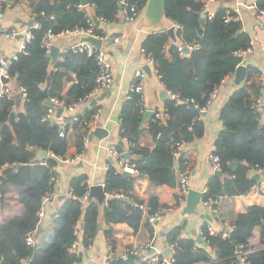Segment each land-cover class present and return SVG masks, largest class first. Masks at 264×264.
<instances>
[{"label":"trees","instance_id":"16d2710c","mask_svg":"<svg viewBox=\"0 0 264 264\" xmlns=\"http://www.w3.org/2000/svg\"><path fill=\"white\" fill-rule=\"evenodd\" d=\"M80 1L28 2L33 21L39 26L32 24L28 27L31 38L23 50L16 52V58L9 65L10 81L16 90L20 87L25 89L27 99L16 110L15 97H0V208L10 199H14L21 208L19 213L5 216L0 221V264H22L24 261L29 264L79 263L80 257L69 252L77 222L80 223L79 242L82 246L92 243L98 230L102 229L111 251L109 264H137L140 261L137 254H129L126 258L117 255L112 225L126 223L134 232L141 226L152 231V225L142 220L139 205H146L148 213L164 207L154 189L163 184L176 186L177 173L185 169L187 160L184 153L177 158L173 156L175 143L183 142L188 146L204 136L206 128L203 120L198 118V107L205 104L209 93L221 84L225 76L234 73L241 62L238 51L249 46V36L242 31L235 12H231L230 19L225 21L226 8L217 7L207 18L202 17L203 3L199 0H166L164 16L181 25V29L175 27L174 30L177 42L198 43V47L180 56L174 44L167 46L169 34L165 29L147 35L143 43L144 55L152 58L159 80L177 98L169 97L164 101L163 109L167 115L164 120L151 117L147 126L140 124L142 113L136 93L121 102L119 134L127 141L126 149L136 154L128 157L136 173L123 175L116 163H109L103 184L106 193L120 192L123 197L112 195L99 205L94 199H87L82 204L79 199L65 195L54 214L51 232H43L33 243H28L27 235L40 224L37 211L42 196L54 188L49 182L54 174L52 166L66 157L70 144L76 146V152L84 149L83 137L91 128L98 106L88 104L74 116L64 114L67 125L63 136L59 134L56 121L42 119L48 108L44 103L46 100L57 98L65 104H77L95 86L98 69L91 56L68 47L62 59L52 66L48 52L41 45L42 36L48 30L57 34L67 28L88 27L91 16L86 9L77 8ZM146 1L126 0L136 5L137 13ZM87 4L93 6V17L105 21L115 20L123 8L118 0H87ZM255 5L258 10H264V0H256ZM93 31L101 34L96 24ZM254 72L248 69L245 79L236 84L220 108L222 128L215 138L214 151L220 157L221 171L207 181L202 201L247 194L256 183L249 176V171L264 170V122L259 119L262 108L252 106L260 95L259 85L252 79ZM11 111L15 118L9 123ZM145 134L151 138L152 145H142ZM122 144L119 142L114 147L124 151ZM37 150L51 155L38 159ZM234 160L238 165L231 171L228 164ZM85 177L83 172L72 175L68 192L83 195L87 190ZM139 177L148 180L151 192L146 199L134 193V182ZM98 223L103 227L101 225L98 229ZM229 224L233 227L224 237L222 231L210 233L203 223L200 242L182 236L180 225L169 229L164 234L166 245L177 243L173 264H241V259L246 264H264V247L244 255H239L236 250L237 247L242 251L250 247L249 238L255 227L260 228L261 243L264 244V206L253 204L244 212L232 213ZM193 246H196L195 251ZM211 251L216 255L215 259L210 256Z\"/></svg>","mask_w":264,"mask_h":264},{"label":"crops","instance_id":"0c3cea01","mask_svg":"<svg viewBox=\"0 0 264 264\" xmlns=\"http://www.w3.org/2000/svg\"><path fill=\"white\" fill-rule=\"evenodd\" d=\"M30 1L3 0L2 8L0 9V25L5 28L15 26L21 30L29 27L28 21L33 19L28 5ZM199 1L204 3L207 0ZM241 1L244 3L234 11L236 14L235 18L240 21L242 31L249 36L252 50L241 55L240 64L246 66V71L248 69L255 70L252 73V79L255 84H259V80L264 77V11H259L256 8V0ZM209 5L210 11L214 13L217 7H229L233 5V2L232 0H211ZM85 9L93 19V6L86 4ZM143 10L144 7L134 21L125 20L121 12H119L115 20H99L98 26L100 27L101 34L104 36L100 48L110 62L113 78L112 84L109 88L99 91L91 98L81 100L76 104L73 112H64V114L80 113L83 106L88 105L92 98L102 97L95 103L98 105L94 115L95 123L91 124L90 127L102 126L107 130V135L103 139L95 136L88 139L84 143L82 158H77L73 161L59 160L58 165L55 166L57 183L55 184L54 192L56 196L46 205L45 213L39 221L40 224L32 232L34 240H37L43 232H51L54 214L58 210L63 196L68 195V182L72 175L83 172L86 175L84 182L87 186L101 184L103 183L107 165L109 163H116L114 156L108 150L109 147L114 146L121 140L124 151L126 150L127 141L121 138L119 134L118 113L121 102L128 95L129 86L134 78V70L136 68H142L146 72L145 67H149V72H146L143 84V95L148 108L163 109L164 101L169 98L168 93L166 97L160 95L165 88L156 75L153 65L147 64L145 55L140 51V48L145 42L147 35L158 29H165L167 31L168 28L173 27L174 34V23L163 16L158 25H145L143 21ZM204 10L202 17L206 16ZM17 19H20V21L16 22ZM82 37L81 35H73L66 32L53 36L48 51L50 65L53 66L59 59L62 50L81 42ZM112 37H118V41H113ZM19 43L20 38L17 37L0 38V55L4 57L13 55L18 51ZM178 43L180 42H177L176 38L172 40L169 36L167 46ZM52 51L54 52L53 56L50 55ZM233 74L221 81V84L217 87L216 96L208 104L203 114L202 120L206 128L204 136L183 149L187 158L185 168L189 170V187L201 192L206 190L207 181L214 174L207 155L212 151L215 138L222 128L219 119L220 108L236 87V84L233 82ZM8 84L11 89H15L11 81ZM165 90L167 92V89ZM261 99L264 104V84L261 89ZM20 108L21 101L17 102V106H15L16 110ZM150 119H146L143 126H147ZM259 119L260 122H264L263 110H261ZM141 143L142 145H152V140L148 134H145ZM76 151V146L70 144L65 158L73 157ZM47 155L48 152L45 153L42 150L36 151V157L38 159ZM255 173H259V179L253 178ZM249 176L255 179L256 183L247 194L220 197L219 219L212 217L208 208L200 201L194 212L185 213L183 209L186 205V196L181 200H177L178 181L174 187L167 184L156 187L154 193L157 195L160 203L164 206H172V210L162 213L161 218L157 221L155 227H152L151 232L142 226L134 232L126 223L113 224L112 226L115 229L116 253L119 254L125 245H139L141 246L142 252L145 251L146 245L150 244L154 251H162L164 246H166L164 234L176 225L181 226L182 236L193 238L196 241V237L199 236V231L203 223L208 222L214 230H220L224 228L221 225L222 222H230L232 213L244 212L249 205L253 204L264 206V172L251 169ZM150 192L147 178H137L134 182V193L138 197L146 199ZM92 199L97 202L95 198ZM15 204L16 201L10 199L8 204L5 205L9 210L1 211L2 209L0 208V221L5 216H12L20 212V205ZM52 210L53 212H51ZM142 220L144 221V219ZM101 225L103 227V224ZM38 227L41 229L36 234ZM260 231L259 227H255L252 230V235L249 238L250 247H258L262 242ZM79 248L81 251L80 262L77 264H105L109 254H111L102 229L98 230L92 243L87 247L80 244ZM26 263L24 261L22 264ZM137 264H140V261Z\"/></svg>","mask_w":264,"mask_h":264},{"label":"built area","instance_id":"2783aa9c","mask_svg":"<svg viewBox=\"0 0 264 264\" xmlns=\"http://www.w3.org/2000/svg\"><path fill=\"white\" fill-rule=\"evenodd\" d=\"M211 0H207L203 3V9H206V16L207 18H210L211 15L213 14L210 11V3ZM233 5L229 7H225V16L224 20L227 21L231 17V12H234L235 10L238 9L240 5H242L244 2L241 0H232ZM118 3L123 7L121 10V13L124 17L125 20L127 21H134L139 13H137V8L136 5L130 4L126 2V0H118ZM77 8L80 10H84L86 7V4L82 3V0L76 4ZM2 8V0H0V9ZM259 11H264V10H259ZM52 17V16H50ZM95 25L92 17H89L88 19V27L87 28H82V27H73V28H67L63 31L58 32L57 34L52 33L50 30L46 31L41 39V45L45 49L46 52L49 51V48L51 46V40L52 37L58 34H63V33H70L73 35H81V36H86V35H92L95 38H100L101 41L104 38L102 34H96L93 31V26ZM33 26L38 27L39 24L38 22L33 21ZM174 27L180 28L181 25L174 23ZM18 34H22L23 37L20 38V43L18 47V51H21L25 47V43L29 41L31 38V33L28 27L25 29H20L18 27H10V28H5L2 25H0V38H14ZM113 41H118V37H112ZM179 55L180 56H185L187 52L190 49H194L198 47V43H178L174 44ZM73 51H79V52H85L88 56H91L97 66L98 72L97 76L95 78V86L92 89V91L85 97V99L91 98L93 95L98 93L99 91L109 88L112 84V71H111V65L108 59L106 58L104 52L102 51L101 48H96L93 44L86 42V41H81L79 43H76L71 46ZM187 49V51H186ZM66 49L62 50L59 55V59H62L63 53ZM252 50L251 48V40L249 41V46L244 49V50H239L238 54L243 55L246 54L247 52H250ZM140 51L144 54V45L141 46ZM16 58V53H14L11 56H6L4 57L3 55H0V83H1V89H0V97L1 96H6V97H14L15 94L19 95V101L24 102L27 99L26 91L23 87L16 89H11L10 86L8 85V82L10 81V74H9V65L12 62L13 59ZM147 64L153 65V60L150 56H145ZM146 77V72L142 68H136L134 70V78L133 81L131 82L129 89H128V95L129 97L131 94L136 93L138 95V105L140 106V112L143 113L146 109H148L144 95H143V84L145 81ZM225 76L222 81L226 78ZM6 78L8 82H2L1 79ZM264 84V77H262L259 80V88H260V95L256 99V101L252 104V106L256 109L262 108L263 102L261 99V89ZM167 93L169 94V97L171 98H177L176 94L171 93L170 91L167 90ZM217 93V88L213 89L209 95L208 99L205 102V104L201 107H198L199 111V116L198 118L202 120L203 114L208 106V104L211 102V100L216 96ZM50 101L52 102V106H48L46 112L42 115L43 120H49V121H56L59 125V134L63 136L65 134V127L67 125V120L64 118V112H73L74 108L76 106V103L72 104H65L63 100L57 99V98H51ZM61 108L62 112L59 117L56 116V109ZM153 117L160 118L161 120H164L167 115L164 109H153ZM95 123V117H93V120L91 124ZM90 124V125H91ZM88 135V134H87ZM85 135L83 137V142L86 143L88 140V136ZM186 147V144L183 142H176L175 147L173 149V156L177 158L180 154V151L183 150ZM215 145L213 144L212 151L207 155V158L209 160V163L211 165V168L213 171H221V161L219 155L214 151ZM111 154L114 156L116 160V165L119 168V170L126 171L129 174H135L136 173V168L132 163L129 162L128 157L135 156L136 154H133L130 149H126L125 151H118L114 146H110L108 149ZM84 149L81 151L76 152V154L73 157L70 158H64L63 160L66 161H73L74 159L77 158H82L83 156ZM125 153L128 154V156L125 155ZM49 155H51L50 152H48ZM17 166V165H16ZM108 166V165H107ZM52 169L54 170V174H52L49 178V182L54 186L57 183V175L55 172V166H52ZM258 171H263L262 169H257ZM188 173L189 170L187 168L183 169L182 171H179L177 173V181H178V194H177V200H181L183 197L187 195V192L189 190V183H188ZM102 186L104 187V184L102 183ZM89 187L87 186V190L83 195H75L71 194L68 192V195L71 197L77 198L81 201L82 204L86 202L88 199V191ZM54 188L52 190H49L45 192V194L42 196V200L39 206V209L37 211L39 219H41L45 213V207L46 205L56 196V193L54 192ZM204 190L203 192H205ZM2 195L1 191V180H0V196ZM116 196V197H123L122 193H106L105 192V199L110 196ZM201 203L208 208L209 213L212 215V217L219 219V203H220V197L216 198H207L206 200L202 201ZM140 209L142 210V217L143 219L148 222L152 227H155L157 221L161 218L162 213L172 210V206H164L161 207L160 209L148 213L147 206L144 204L139 205ZM208 231L210 233H216L218 231H222V236L227 237L229 235L230 229H232V225L226 222H222L221 225L224 226V228L220 230H214L211 226L210 223L206 222L205 223ZM74 235L75 239L72 241L71 245L69 246V252L71 254H74L77 257H80L81 251H80V223L77 222L74 226ZM199 236L201 237V231H199ZM26 241L28 243H33L34 239L32 237V233H29L26 237ZM176 242L170 243L166 245L169 249L168 255H164L162 251L156 252L153 250V247L149 244L146 245L145 251L141 252V246L139 245H125L122 247L121 252L119 255L122 258H126L129 254H137L140 256V262H145L148 264H173L174 261V254L176 252ZM264 247L263 243H260L258 247H249L248 249L241 250V247H239V251L237 253L239 255H244L248 251H251L256 248H261ZM192 250H196V246L192 247ZM26 264H29L28 262ZM72 264H77V262H73ZM105 264H109V260L105 262ZM193 264H205V262H198V263H193ZM241 264H246L243 262V259H241Z\"/></svg>","mask_w":264,"mask_h":264},{"label":"water","instance_id":"95a60500","mask_svg":"<svg viewBox=\"0 0 264 264\" xmlns=\"http://www.w3.org/2000/svg\"><path fill=\"white\" fill-rule=\"evenodd\" d=\"M165 2H166V0H147L146 1L145 6H144V10H143V21H144L145 25L154 26V25H158L161 22L162 17L164 16V5H165ZM82 3L83 4H87V0H82ZM206 12H207V10L205 9L204 13H206ZM19 21H20V19L16 20V22H19ZM93 21H94V23L96 25H98L99 19H97L96 17H93ZM32 24H33V19L28 21V26H31ZM167 32H168L169 36L172 38V40H174L175 37H174V34H173V27L168 28ZM16 37L17 38H22L23 35L22 34H18ZM82 40L93 44L96 48H100V46H101V39L100 38H95L92 35H86V36L82 37ZM186 51H187V49H186ZM53 54H54V52L52 51L50 53V55L53 56ZM145 70H146V72H149V67L146 66ZM246 73H247L246 66L239 63L235 67V70H234L233 82L235 84H239L240 82H242L245 79V77H246ZM1 81L2 82H8L6 78H2ZM102 95H103V93H102ZM160 95L162 97H166L167 96L166 90L163 89L162 92L160 93ZM14 97L16 99V102H19V100H20L19 99V95L15 94ZM101 98L102 97L92 98L90 100V102H89V105L95 104ZM44 103L47 106H52V102L50 100H46ZM262 110L264 111V104L262 105ZM61 112H62V109L61 108H57L56 109V116L59 117ZM75 114L76 113H74L73 116ZM151 117H153V111H152L151 108H148L142 113L141 121H140L141 126H143V123H144V121L146 119L151 118ZM14 118H15V113L13 111H11L10 114H9L8 122L11 123ZM106 135H107V130L104 127H102V126H94V127L90 128V130L88 131V135L87 136H88V139H90L92 136H95V137H97L99 139H103ZM119 142L122 143L121 140H119ZM183 153H184V150H181L179 155H181ZM125 155L128 156L127 153H125ZM175 164L177 165L178 162L175 161ZM237 165H238V161H236V160L231 161L228 164L229 169L231 171H234L235 168L237 167ZM122 174L123 175H128L129 173L126 172V171H122ZM214 174H220V172L214 171ZM253 178L259 179V173H255L253 175ZM202 194H203V192H201V191L189 188V190L187 192V195H186V205H185L183 211L185 213L194 212L198 202L201 201ZM92 198H95L97 200L98 204H100V205L104 203V201H105V191H104V187L102 186V183L101 184L99 183V184L90 185L89 191H88V199H92ZM51 212H53V210ZM97 226H98V229L101 228V224L100 223H98ZM40 229L41 228L38 227V229L36 231V234L38 233V231ZM196 240L198 242L202 241L200 236H197ZM236 250L239 251V247H237ZM168 252H169L168 247L164 246V248L162 250V253L167 256ZM117 255H119V254H117ZM210 256H211L212 259L216 258V255L213 252H211Z\"/></svg>","mask_w":264,"mask_h":264},{"label":"rangeland","instance_id":"374dc122","mask_svg":"<svg viewBox=\"0 0 264 264\" xmlns=\"http://www.w3.org/2000/svg\"><path fill=\"white\" fill-rule=\"evenodd\" d=\"M16 205V204H15ZM9 210L8 207L4 206L1 211Z\"/></svg>","mask_w":264,"mask_h":264}]
</instances>
